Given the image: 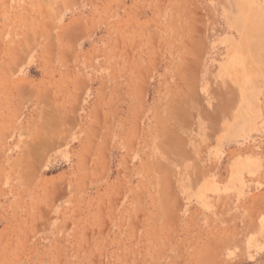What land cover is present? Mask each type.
<instances>
[{
  "label": "rangeland",
  "instance_id": "obj_1",
  "mask_svg": "<svg viewBox=\"0 0 264 264\" xmlns=\"http://www.w3.org/2000/svg\"><path fill=\"white\" fill-rule=\"evenodd\" d=\"M0 264H264V0H0Z\"/></svg>",
  "mask_w": 264,
  "mask_h": 264
},
{
  "label": "crops",
  "instance_id": "obj_2",
  "mask_svg": "<svg viewBox=\"0 0 264 264\" xmlns=\"http://www.w3.org/2000/svg\"><path fill=\"white\" fill-rule=\"evenodd\" d=\"M258 33H260V30ZM259 35L260 34H258V35L254 34L253 36H248L247 38H245V40H241V44H243L245 46L240 45L239 48H235L234 53H236L238 55L240 54V56H242L241 58L244 59V57H245V59L248 62H252L251 54L254 51V42H255V40H257L259 38ZM241 47H244L245 50L240 49ZM227 51L229 53H231V52L233 53L232 48H229ZM232 53L230 54V56L232 55ZM244 70H245V72L243 71V68L241 69V75L246 77V79H245L246 80L245 83H246L250 80L251 70H250V67H245V66H244ZM252 72H253V67H252ZM206 114L207 113L205 111H202L201 113L199 112L197 120L195 121V128H194V131L192 132V135H193L192 139L194 141L195 140L200 141V144H199V146H197L195 144V142H193L192 143L193 144V147H192L193 150H199L200 145H201L202 149L206 148V149L211 150V148L215 144L217 136L214 137L215 139L212 141L211 135H217L218 132L216 134L213 133V125L208 118V114L207 115ZM230 119H231V116L229 113V115L224 116L222 123L225 122L226 120L230 121ZM222 123L220 124L219 127H221ZM200 126H202V132L201 133L199 132ZM228 130L230 131V127H228L227 130L224 131V134H223L224 136L220 140L221 143H223V151H225L230 145V137H229L230 135H228V134L231 133V131L228 132ZM227 135H228V138L226 140ZM208 153L211 154V151H208Z\"/></svg>",
  "mask_w": 264,
  "mask_h": 264
},
{
  "label": "bare ground",
  "instance_id": "obj_3",
  "mask_svg": "<svg viewBox=\"0 0 264 264\" xmlns=\"http://www.w3.org/2000/svg\"><path fill=\"white\" fill-rule=\"evenodd\" d=\"M167 178V177H166ZM174 213V212H173Z\"/></svg>",
  "mask_w": 264,
  "mask_h": 264
}]
</instances>
